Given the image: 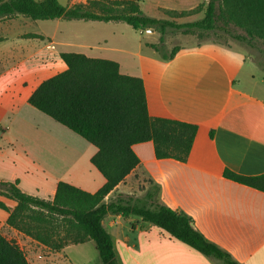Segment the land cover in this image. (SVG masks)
I'll return each mask as SVG.
<instances>
[{
    "label": "crops",
    "instance_id": "obj_1",
    "mask_svg": "<svg viewBox=\"0 0 264 264\" xmlns=\"http://www.w3.org/2000/svg\"><path fill=\"white\" fill-rule=\"evenodd\" d=\"M66 1L62 4L72 6L86 4L87 0ZM140 1L147 16L171 21L169 16L173 13L194 10L205 0ZM198 16L179 20L178 24L194 22ZM102 23L96 26L109 31L93 42L73 43L64 36L57 44L63 48L61 53L74 52L117 62L122 74L143 80L152 118L197 126L186 162L157 159L153 142L135 145L139 165L105 202L119 194L140 197L151 185H156L161 204L190 218L207 241L236 263L264 264V191L225 176L226 171L244 177L264 175V80L257 77L259 65L240 47L210 41L182 45L173 58L164 60L150 46L159 42L157 31H139L136 36H141V40L135 46L127 31L115 29L120 25L112 27L118 22ZM5 38L0 40V58L8 56L13 64L0 69V101L12 108L22 100L28 101L31 93L52 76L44 77L49 69H20L19 40L6 42L10 39ZM65 69L66 65L60 72ZM61 150L53 153L59 161L69 155ZM69 151L77 153L73 148ZM96 151L91 149L86 159L91 160ZM21 153L25 158H14L7 166L6 177L0 171V180H19V187L30 195L52 199L60 181L95 193L106 182L93 165L94 169H88L91 175L87 182L82 167L80 174L70 165L63 171V165L47 164L32 149H23ZM0 202L11 210L17 206L4 196H0ZM9 215L0 208V233L19 244L29 264H91L86 258L87 263L68 257L67 250L79 246L82 249L77 254H83V247L93 242L52 251L10 227ZM103 226L111 235L120 264H220L137 216L110 214ZM93 246L96 248L94 243ZM96 264H102L99 254Z\"/></svg>",
    "mask_w": 264,
    "mask_h": 264
},
{
    "label": "trees",
    "instance_id": "obj_2",
    "mask_svg": "<svg viewBox=\"0 0 264 264\" xmlns=\"http://www.w3.org/2000/svg\"><path fill=\"white\" fill-rule=\"evenodd\" d=\"M140 4V0H87V5L65 6L59 0H0V22L18 16L34 21L124 22L136 31H157L160 42L150 46L158 52L164 47L168 29L184 35L223 32L248 46H254L257 40L264 42V0H205L194 10L173 13L185 15L204 11L202 19L184 24L149 17ZM230 25L244 34L231 32ZM177 51L178 48H174L170 54L160 56L169 60ZM60 58L66 69L44 80L27 102L97 149L90 162L106 182L95 193H90L60 181L54 197L45 199L24 192L19 180H0V196L17 203L11 210L0 202V208L10 214L7 224L52 251L93 242L102 264H120L103 221L110 214L125 218L137 216L220 264H238L207 241L194 228L190 218L161 204L158 200L160 189L156 185H151L140 197L119 194L109 203L105 202L139 165L140 159L133 150L135 145L153 142L157 159L186 162L197 126L152 118L148 113L143 80L122 74L115 61L74 52H63ZM225 176L264 191V175L244 177L226 171ZM0 264H29L19 244L1 233Z\"/></svg>",
    "mask_w": 264,
    "mask_h": 264
},
{
    "label": "rangeland",
    "instance_id": "obj_3",
    "mask_svg": "<svg viewBox=\"0 0 264 264\" xmlns=\"http://www.w3.org/2000/svg\"><path fill=\"white\" fill-rule=\"evenodd\" d=\"M67 2L61 0V4ZM87 5V1L86 4ZM199 15V16H198ZM195 16L200 20L204 17V11H197L194 13L177 15H170L171 21L180 23L179 20L188 21ZM195 20V21H197ZM94 21L86 20H46V21H34L22 16L15 17L2 21V27L0 26V40H5V37H9L10 42L13 39H18L20 43L19 51V66L20 69H49L44 77H50L58 74L63 66L64 62L61 60L59 53L63 50L58 42L66 36L73 40V43L93 42L96 38H100L103 34L108 33L109 29L102 30V26H96ZM104 24V23H102ZM223 26L222 23H218ZM112 27L118 26V31L125 30L131 37V43L138 45L141 36L139 31H136L130 25L124 22H118V24H111ZM229 30L235 34H244L242 30L229 26ZM124 31V32H125ZM148 32V30H145ZM144 31V32H145ZM29 35H38L41 38H32ZM77 36L80 38L77 40ZM216 42L227 47H240L246 51V54L252 59L259 67L257 71V77L260 80H264V42L261 40L254 41V46H248L245 43L237 42L230 36L223 32H196L194 34H182L180 31L174 29H168L164 37V47L161 51H155L157 54H170L174 48H178L182 45H191L193 43L202 42ZM5 42V43H6ZM160 42V38H159ZM158 42V43H159ZM12 44V43H10ZM12 58L5 56L0 58V69H7L12 65ZM17 59L14 58L16 64ZM11 105L1 103L0 101V171L1 176L6 177L9 173L7 166L12 164L14 158H22L25 156L21 153L23 149H32L35 154L51 165H63V171L68 168L66 165L75 166L74 169L77 173L80 172L81 167L85 171V180L90 179L91 173L89 167L94 169L90 160L86 158L89 155L91 149L96 148L85 141L77 134L71 132L64 126L56 123L48 116L37 111L31 107L27 100H22L19 104L15 105L11 109ZM11 114H8V111ZM7 129V131L5 129ZM6 131V132H4ZM4 132V133H3ZM73 148L77 153L70 154V149ZM62 149V150H61ZM61 152H68L69 155L65 160H57V157L53 154ZM78 169V171H77ZM97 172V170L95 169ZM98 173V172H97ZM80 174V173H79ZM149 187V186H148ZM145 186L142 187V190ZM147 191V190H146ZM145 191V192H146ZM145 192L142 194L144 195ZM147 224V223H146ZM73 246V245H72ZM77 247V248H76ZM72 247L67 250L68 257L80 260V262H91L96 264L98 259V251L95 250L93 243L89 246H84L85 252L80 254L77 250L82 249L79 246ZM76 250V251H75ZM86 258V259H85Z\"/></svg>",
    "mask_w": 264,
    "mask_h": 264
},
{
    "label": "water",
    "instance_id": "obj_4",
    "mask_svg": "<svg viewBox=\"0 0 264 264\" xmlns=\"http://www.w3.org/2000/svg\"><path fill=\"white\" fill-rule=\"evenodd\" d=\"M149 32H153L154 30L153 29H150V30H148Z\"/></svg>",
    "mask_w": 264,
    "mask_h": 264
}]
</instances>
